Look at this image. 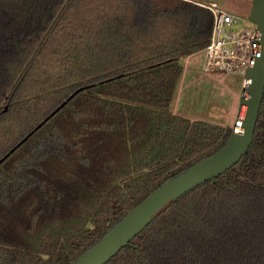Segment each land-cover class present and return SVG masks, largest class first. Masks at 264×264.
I'll return each mask as SVG.
<instances>
[{"label":"trees","instance_id":"1","mask_svg":"<svg viewBox=\"0 0 264 264\" xmlns=\"http://www.w3.org/2000/svg\"><path fill=\"white\" fill-rule=\"evenodd\" d=\"M82 1L0 0V157L86 85L0 163V264H71L232 132L171 109L181 58L210 40L209 8L115 0L90 18ZM67 41L51 81L45 59ZM104 264H264V97L241 158Z\"/></svg>","mask_w":264,"mask_h":264},{"label":"water","instance_id":"2","mask_svg":"<svg viewBox=\"0 0 264 264\" xmlns=\"http://www.w3.org/2000/svg\"><path fill=\"white\" fill-rule=\"evenodd\" d=\"M250 18L262 30V41L258 53L244 72V93L240 101V113L233 125L227 142L217 151L196 161L179 173L171 176L153 189L141 202L130 209L118 222L108 229L94 244L71 264H104L145 227L170 201L211 179L215 180L227 168L236 163L246 152L252 141L259 110L264 97V0H253ZM86 85L76 88L56 106L23 138L0 157V163L27 137L40 127ZM245 104L244 113H241Z\"/></svg>","mask_w":264,"mask_h":264},{"label":"rangeland","instance_id":"3","mask_svg":"<svg viewBox=\"0 0 264 264\" xmlns=\"http://www.w3.org/2000/svg\"><path fill=\"white\" fill-rule=\"evenodd\" d=\"M114 1L83 0L82 8L84 13L91 18L89 16L91 13L96 14V11L110 7ZM210 1L218 2L220 6L238 17L234 28L241 26L255 27L256 23L250 18L253 0H195L197 3ZM70 41L77 43L80 40L75 38ZM70 41L65 42L56 54L49 55L45 59L47 64L44 72L48 71L47 74L51 77V81L55 74L49 70H56L54 57L58 58L59 54L69 53L67 45ZM206 58L205 48L181 58L180 61L184 66V70L176 85L171 109L190 118L233 126L239 115L240 101L243 96L244 85L241 86L240 80L244 73L242 71L226 70L207 71L204 69ZM50 77L48 81H50ZM10 118L11 115L8 114L3 121L9 123ZM13 128L11 129L14 130Z\"/></svg>","mask_w":264,"mask_h":264},{"label":"built area","instance_id":"4","mask_svg":"<svg viewBox=\"0 0 264 264\" xmlns=\"http://www.w3.org/2000/svg\"><path fill=\"white\" fill-rule=\"evenodd\" d=\"M199 4L209 8L213 14L210 40L205 47L207 58L204 69L244 73L258 53L262 30L257 25L234 28L238 17L216 1Z\"/></svg>","mask_w":264,"mask_h":264},{"label":"crops","instance_id":"5","mask_svg":"<svg viewBox=\"0 0 264 264\" xmlns=\"http://www.w3.org/2000/svg\"><path fill=\"white\" fill-rule=\"evenodd\" d=\"M240 84H241V86L244 85V76H242V79L240 80ZM243 93H244V89H243ZM239 113H240V109H239Z\"/></svg>","mask_w":264,"mask_h":264},{"label":"bare ground","instance_id":"6","mask_svg":"<svg viewBox=\"0 0 264 264\" xmlns=\"http://www.w3.org/2000/svg\"><path fill=\"white\" fill-rule=\"evenodd\" d=\"M244 107H245V104L244 105H242V110H241V113L243 114L244 113Z\"/></svg>","mask_w":264,"mask_h":264}]
</instances>
